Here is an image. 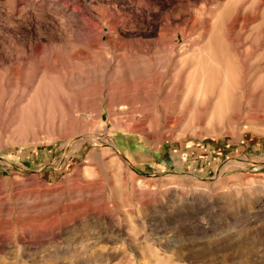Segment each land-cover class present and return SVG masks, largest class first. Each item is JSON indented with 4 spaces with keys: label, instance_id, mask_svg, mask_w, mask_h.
<instances>
[{
    "label": "rangeland",
    "instance_id": "rangeland-1",
    "mask_svg": "<svg viewBox=\"0 0 264 264\" xmlns=\"http://www.w3.org/2000/svg\"><path fill=\"white\" fill-rule=\"evenodd\" d=\"M0 264H264V0H0Z\"/></svg>",
    "mask_w": 264,
    "mask_h": 264
},
{
    "label": "bare ground",
    "instance_id": "bare-ground-1",
    "mask_svg": "<svg viewBox=\"0 0 264 264\" xmlns=\"http://www.w3.org/2000/svg\"><path fill=\"white\" fill-rule=\"evenodd\" d=\"M238 57V56H237ZM204 58V57H203ZM207 59V60H206ZM206 59L204 58V60H206V61H208V62H204V63H200L199 65L201 66V67H197V69H195V72L197 73V70L199 71V73H200V71H201V73L199 74V75H197L196 77L198 78L197 80H196V77L194 78V82H192L191 83V81H190V79L192 78H190L189 80H188V82L190 83V84H192L191 86H192V88H193V85H198V90L199 91H197V88L195 89V91L193 90V89H191V90H193L194 92H193V94H194V96L196 97V99H198V97L200 98V96H197L196 94H197V92L199 93L200 91H202L203 93V96H202V100H204V102L206 103V104H208L207 102H206V100H208V99H211L212 100V98H208V96H207V94L210 96L211 94H213L214 92H215V90H214V88H215V86L216 85H214L216 82L214 81H212L211 80V77H208L209 76V72H208V69L210 68V66H211V63H213L212 62V60H211V57L209 56L208 58L206 57ZM201 60H202V58H201ZM204 60H202V62L204 61ZM195 63L197 64V61L195 60ZM198 63H199V61H198ZM195 65V64H194ZM198 65V66H199ZM208 65V66H207ZM196 66L197 65H195V67L194 68H196ZM181 67V66H180ZM199 68H201L200 70H199ZM194 75V74H193ZM195 76V75H194ZM153 79V78H152ZM193 80V79H192ZM151 82V81H150ZM194 83V84H193ZM231 83L234 85V86H236V83H235V81L234 80H231ZM147 84V83H146ZM151 86V85H150ZM194 88H195V86H194ZM189 93H190V91H189ZM210 93V94H209ZM192 93H190V95H191ZM201 94V93H200ZM199 94V95H200ZM219 94H221V93H219ZM192 96V95H191ZM195 97H193V98H195ZM210 97H212V95L210 96ZM219 97H221V96H219ZM208 98V99H207ZM195 100V99H194ZM201 100V102H202V104L204 103L203 101ZM210 100V101H211ZM196 101H198V100H196ZM209 101V100H208ZM198 102H200V101H198ZM102 103H103V101L102 100H99V101H94V104H95V106H96V109H97V111L99 112V111H101V106H102ZM229 103H231L230 101H229ZM144 104V103H143ZM206 104H204V105H206ZM109 105V104H108ZM125 106V105H124ZM231 106V105H230ZM126 107V106H125ZM111 108V107H110ZM110 111V110H109ZM137 112V111H136ZM173 112V111H172ZM101 114V113H100ZM99 116V115H98ZM155 117V116H154ZM88 138V137H87ZM87 138H82V139H79L77 142L76 141H70L69 142V144H72V145H74V147L73 148H71V149H69L70 151L72 150L73 152H74V150L75 149H77L79 146H81V144L82 143H84V141H86V140H88ZM96 138V137H95ZM89 141H93V142H95V140L94 139H92V137L90 138L89 137ZM115 143H113V142H111V144H110V146L111 147H115V145H114ZM67 146H68V144H67ZM94 152H96V151H94ZM87 170V169H86ZM92 172V171H91ZM125 186V185H124ZM78 218V217H77ZM76 218V220H78ZM95 218V217H94ZM52 219V218H51Z\"/></svg>",
    "mask_w": 264,
    "mask_h": 264
}]
</instances>
